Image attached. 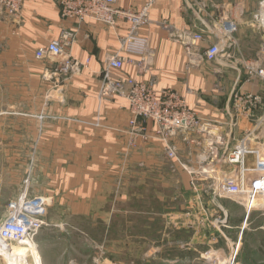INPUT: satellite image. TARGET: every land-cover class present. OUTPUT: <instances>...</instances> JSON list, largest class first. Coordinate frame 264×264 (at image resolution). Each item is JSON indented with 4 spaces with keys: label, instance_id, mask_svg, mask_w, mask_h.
Wrapping results in <instances>:
<instances>
[{
    "label": "crops",
    "instance_id": "0c3cea01",
    "mask_svg": "<svg viewBox=\"0 0 264 264\" xmlns=\"http://www.w3.org/2000/svg\"><path fill=\"white\" fill-rule=\"evenodd\" d=\"M117 4L140 9L138 0ZM149 20L142 29L149 40L148 69H140V57L123 52L127 62L111 74L176 91L211 123L206 133L171 137L179 163L167 158L163 141L130 135L131 113L125 100L100 97L106 59L120 51L127 23L114 28L65 20L57 0H25L17 19L0 10V204L7 208L23 197L45 198L55 214L47 216L50 226L40 236H53L50 229L57 225L77 228L99 217L108 224L116 214L126 213L129 202L140 207L146 192L154 193L153 199L159 198L158 190L169 193L175 177L185 193L182 209L192 205L196 215L166 209L167 224L180 219L177 224L187 228L191 216L204 217L212 207L226 218L236 205L244 213L236 200L213 197L211 181L193 184L184 168L199 174L210 169L217 175L220 167L212 158L211 143L220 139L221 152L233 149L264 112V82L250 80L248 73V66L264 68V0H160L149 11ZM226 23L237 27L232 36L224 33ZM64 31L72 33L66 47L69 56L90 61L88 68L68 78L57 71L58 59L36 57L40 47ZM197 34L204 40L195 41ZM214 43L222 46L223 54L208 62L205 53ZM236 93L261 96L263 105L251 119L234 118ZM139 127L147 133L154 124L140 121ZM253 160L247 157L248 167ZM159 201L167 203V194ZM202 236L196 233L194 238Z\"/></svg>",
    "mask_w": 264,
    "mask_h": 264
},
{
    "label": "built area",
    "instance_id": "2783aa9c",
    "mask_svg": "<svg viewBox=\"0 0 264 264\" xmlns=\"http://www.w3.org/2000/svg\"><path fill=\"white\" fill-rule=\"evenodd\" d=\"M25 0H0V10L10 18H19ZM140 9H123L118 7L117 0H57L61 17L65 20L94 21L119 27L121 23L128 24L127 34L120 37V51L106 59L103 84L100 88V97L120 98L125 100L130 108L129 132L134 139L138 136L144 140L163 141L165 153L170 161L180 162L175 146L170 143L172 136L179 132L203 134L211 126L204 122L195 110H192L185 96L176 91L158 89L155 82H143L134 78L120 79L112 76V70L123 69L126 57L123 52L140 57L139 67L148 69L149 40L142 33L149 25V11L160 0H138ZM217 3L219 0H208ZM167 29L171 25L164 24ZM226 35L232 36L237 27L233 23H226L223 28ZM195 41H203L204 35H194ZM72 33L64 31L60 37L53 39L47 45L40 47L36 52L38 59H58V72L65 78L76 75L83 68H88L90 61L81 63L73 60L66 47L69 46ZM223 54L219 43L212 44L205 53L208 62L217 61ZM249 79L264 82V68L248 66ZM234 113L237 120L251 119L254 113L263 105L261 96L253 93H236L233 96ZM140 121L152 122L154 127L147 133L145 127H139ZM98 126V123L96 124ZM134 145L135 143L132 142ZM222 140L211 143V155L217 161L220 169L216 173L212 170H203L199 174L189 171L194 184L200 179L211 181V187L219 197L231 198L240 203L247 219L253 213H264V112L259 117L256 126L230 150L220 151ZM253 157V166L248 167L247 157ZM48 201L43 197L33 199L20 198L9 205V215L0 223V254L6 255L14 245L34 243V239L41 231L50 226L47 221ZM226 220V219H225ZM245 226V225H244ZM246 227L240 234L239 240L231 245L227 252L219 251L213 257V264H238L237 257L242 237Z\"/></svg>",
    "mask_w": 264,
    "mask_h": 264
},
{
    "label": "rangeland",
    "instance_id": "374dc122",
    "mask_svg": "<svg viewBox=\"0 0 264 264\" xmlns=\"http://www.w3.org/2000/svg\"><path fill=\"white\" fill-rule=\"evenodd\" d=\"M30 163L32 166V160ZM181 183L179 177H175L171 181L172 187L167 189L169 193L164 190L158 193V190L159 198L167 194V203L159 201V198L153 199L155 194L146 192L140 207H136L133 201L129 202L124 208L126 213L116 214L108 224L101 222L99 217L77 228L57 225L50 229L54 231L50 232L53 236L38 234L33 244L14 245L8 255L1 253L0 264H213L215 254L227 252L239 240L238 227L243 223L246 227V213L236 205L226 218L212 207L204 217L191 216L187 228L177 224L180 219L167 224L166 209L196 215L192 205L189 209H182L186 198H182L185 193L181 191ZM0 194L3 195L2 190ZM210 194L218 200L225 198L213 190ZM9 211V207L0 204V223L8 217ZM49 214H55L52 207L47 209ZM56 214H61L59 209ZM247 221L237 263L264 264V217L260 212L253 213ZM196 233L200 236L206 233V236L197 239L194 238Z\"/></svg>",
    "mask_w": 264,
    "mask_h": 264
},
{
    "label": "bare ground",
    "instance_id": "6f19581e",
    "mask_svg": "<svg viewBox=\"0 0 264 264\" xmlns=\"http://www.w3.org/2000/svg\"><path fill=\"white\" fill-rule=\"evenodd\" d=\"M31 243H32V242H31ZM32 244H33V243H32ZM29 246H30V245H29ZM30 247H31V246H30ZM33 247H36V246L33 245ZM25 249H27V248H24V250H25ZM31 249H32V248H31ZM7 255H8V254H7ZM33 255H34V254H33Z\"/></svg>",
    "mask_w": 264,
    "mask_h": 264
}]
</instances>
